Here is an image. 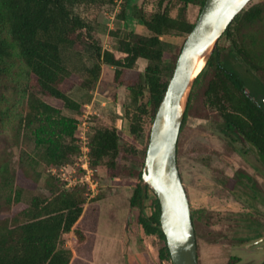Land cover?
Returning a JSON list of instances; mask_svg holds the SVG:
<instances>
[{"label": "trees", "instance_id": "trees-1", "mask_svg": "<svg viewBox=\"0 0 264 264\" xmlns=\"http://www.w3.org/2000/svg\"><path fill=\"white\" fill-rule=\"evenodd\" d=\"M116 1L0 0V80L8 88L7 83L25 78L29 98L27 114L20 120L21 126L36 127L37 145L43 148V157L48 165L62 166L80 153L75 136L78 121L61 116L57 109L42 99L60 100L66 109L78 112L82 106L71 97V92L77 87L84 91L93 90L101 78L103 67L114 69L113 83L126 92L124 109L130 136H125L113 120L112 125L97 128L89 139L92 168L107 166L114 180L118 178L119 161L127 162L138 155L137 144L143 139L146 145L141 152L140 164L144 168L151 127L182 51L180 48L174 54L176 46L166 38L187 37L196 23L188 18V7H199L201 12L206 2L144 0L136 7L148 35L121 32L115 49L109 50L103 47L95 19L103 8L112 11ZM176 5L181 9L173 17L171 14ZM248 6L222 37L232 42L236 56L255 74L258 83H248L216 49L197 77L192 92L201 83L207 69L214 68V76L204 91L206 104L223 119L222 132L225 135H239L264 159V101L258 103L253 98L255 92L264 94L263 60L257 62L238 41L243 29L264 21V5ZM79 9L84 13H79ZM86 12L88 17L84 16ZM89 15L96 16L90 20ZM255 42L264 46V31L256 34L253 44ZM167 55H172L171 62H166ZM139 60L148 63L144 71L137 70ZM247 88L253 93L247 92ZM187 118L188 110L183 126ZM6 120L2 116L1 124ZM68 138L71 139L69 144L62 143L61 140ZM30 168L31 163L22 159L21 172L24 178L32 180ZM237 174L240 183L244 178L251 179L242 171ZM135 175L139 182L142 181L143 171ZM12 182L3 179L4 193L0 195L3 208L8 210L21 202L23 193V189L14 184V177ZM58 183L51 177L46 183L48 197H34L22 215L0 222V264H92L101 198L94 199L87 206L85 186L68 189ZM145 198V188L141 183L136 184L130 199V207L140 211L135 232L158 235L165 243L159 252V260L161 263L171 262L160 224V202L155 199L154 212L147 217L144 213ZM192 218L196 231L193 213ZM72 231L77 236L76 256L65 246V239Z\"/></svg>", "mask_w": 264, "mask_h": 264}, {"label": "rangeland", "instance_id": "rangeland-1", "mask_svg": "<svg viewBox=\"0 0 264 264\" xmlns=\"http://www.w3.org/2000/svg\"><path fill=\"white\" fill-rule=\"evenodd\" d=\"M143 1L117 0L112 11L103 8L95 15L104 49L114 50L122 35L120 33L124 31L148 35L138 18L137 7ZM262 4L264 5V0H253L248 8ZM180 9L176 5L171 15L177 16ZM78 12L84 13L82 9ZM187 15L192 22H196L200 15L199 7L189 6ZM84 16L88 17V13ZM95 16L89 17L90 20ZM263 29L264 21L250 25L242 30L238 41L257 62L263 60L261 64L264 65V46L258 42L253 44L256 34L263 32ZM186 38L171 36L166 40L176 46L173 52L177 54ZM217 49L221 51L223 59L229 60L230 67L248 83H258L255 74L236 56L232 42L227 37L220 39ZM171 58L172 55H167L166 62H171ZM147 64V61L139 60L137 70L144 71ZM213 72L214 68L209 67L197 89L190 94L192 97L189 109L187 106L188 118L182 129L178 153L180 174L192 213L196 217L199 263L244 264L255 259L254 264H263L264 249L247 251L246 245L257 241L258 237L264 238V159L254 147L245 144L239 135L227 136L222 132L224 121L217 111L206 104L204 96V91L214 76ZM113 74V68L104 66L101 78L93 90L84 91L77 87L71 92V97L82 106L78 112L66 109L60 100L42 99L57 109L61 116L78 121L75 133L77 145H80L79 125L84 121L87 123L85 129L89 139L97 128L112 125L113 120H116L125 136H130L129 124L125 120L126 92L113 83ZM261 76L264 78V68ZM4 85L0 80V195L4 193L3 179L12 182V177L14 184L23 189V193L21 202L14 204L10 210L3 208V201L0 200V222L22 215L34 197H48L46 183L51 177L65 187L67 181L62 179L73 180L82 176L79 154L67 164L50 166L43 157V148L37 145L36 127L29 129L21 126L20 120L28 110L29 97L25 78L7 83L8 88ZM247 92L253 93L249 88ZM253 98L258 103L263 102L264 94L255 92ZM2 116L7 118L3 124ZM61 141L67 145L71 139ZM145 145L144 139L139 140V154L127 162L119 161L116 180L110 177L107 166H101L94 169V180L98 183L94 193L85 187L87 206L94 199L101 198L92 264H172L169 261L161 263L159 260V252L165 243L158 235L148 236L135 232L140 211L130 207V199L136 184L141 183L144 187L143 181L139 182L135 174L144 170L140 161ZM22 159L31 163L32 180L24 178L21 172ZM61 167L66 169L61 171ZM53 168L58 169L60 179L52 175ZM239 171L251 179L244 178L240 183L237 174ZM11 188L10 185L9 189ZM145 193L144 213L149 217L154 212L156 196L149 188L145 189ZM65 246L72 250L74 256L77 255L75 231L66 237Z\"/></svg>", "mask_w": 264, "mask_h": 264}, {"label": "water", "instance_id": "water-1", "mask_svg": "<svg viewBox=\"0 0 264 264\" xmlns=\"http://www.w3.org/2000/svg\"><path fill=\"white\" fill-rule=\"evenodd\" d=\"M252 1L206 0L182 47L151 128L142 181L160 202V224L172 264H200L192 208L178 165L179 136L198 77L194 79V74L200 60L206 58L207 63L228 27ZM263 242L264 239L250 243L246 249ZM262 249L264 246L257 251Z\"/></svg>", "mask_w": 264, "mask_h": 264}, {"label": "built area", "instance_id": "built-area-1", "mask_svg": "<svg viewBox=\"0 0 264 264\" xmlns=\"http://www.w3.org/2000/svg\"><path fill=\"white\" fill-rule=\"evenodd\" d=\"M86 122L84 121L81 125H79V130H80V153H79V170L82 172V176L75 178L73 180L69 179H62L66 180L67 184L65 185L66 188L71 189L75 188L77 186H85L88 188L89 191L93 192L95 189L98 187V183L94 180V169L92 168L91 165V156H90V146H89V138H88V133L86 131ZM84 127V129L82 128ZM78 165V164H77ZM66 167H61L60 170H65ZM57 168L51 169V173L53 176L59 178L60 176L57 175ZM61 178V177H60ZM59 178V179H60ZM164 264H166L164 262Z\"/></svg>", "mask_w": 264, "mask_h": 264}, {"label": "bare ground", "instance_id": "bare-ground-1", "mask_svg": "<svg viewBox=\"0 0 264 264\" xmlns=\"http://www.w3.org/2000/svg\"><path fill=\"white\" fill-rule=\"evenodd\" d=\"M206 66V58H202L197 66V69L195 71V74H194V79L195 77L199 76L200 73L203 71V69L205 68ZM188 93H189V90L186 92L185 96H184V99H183V103L186 101L187 99V96H188Z\"/></svg>", "mask_w": 264, "mask_h": 264}, {"label": "flooded vegetation", "instance_id": "flooded-vegetation-1", "mask_svg": "<svg viewBox=\"0 0 264 264\" xmlns=\"http://www.w3.org/2000/svg\"><path fill=\"white\" fill-rule=\"evenodd\" d=\"M261 239H264V238H262V237L257 238V241H259V240H261ZM255 242H256V241H255ZM261 246H262V247L264 246V242H263V244H261V245H259V246H256V247H253V248H248L247 251H252V250L257 251V249L260 248ZM255 253H256V252H255ZM254 260H255V259H250L249 261H247V262L244 263V264H254Z\"/></svg>", "mask_w": 264, "mask_h": 264}, {"label": "snow or ice", "instance_id": "snow-or-ice-1", "mask_svg": "<svg viewBox=\"0 0 264 264\" xmlns=\"http://www.w3.org/2000/svg\"><path fill=\"white\" fill-rule=\"evenodd\" d=\"M241 3L245 2V0H240Z\"/></svg>", "mask_w": 264, "mask_h": 264}]
</instances>
